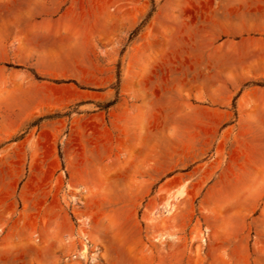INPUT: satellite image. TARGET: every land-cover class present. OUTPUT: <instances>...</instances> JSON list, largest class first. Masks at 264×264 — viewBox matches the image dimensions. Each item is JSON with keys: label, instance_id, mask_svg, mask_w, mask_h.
<instances>
[{"label": "rangeland", "instance_id": "obj_1", "mask_svg": "<svg viewBox=\"0 0 264 264\" xmlns=\"http://www.w3.org/2000/svg\"><path fill=\"white\" fill-rule=\"evenodd\" d=\"M228 3L138 0L137 22L119 48L108 43L116 33L101 25L105 10L67 39L0 37V264H264L262 197L232 233L215 234L204 221L205 186L179 175L189 168L170 167L175 129L164 157L154 139L145 152L115 139L112 128L198 124L219 104L235 118L241 87L194 95L224 74L216 67L230 62L226 42L264 41L209 26ZM254 75L264 85V71ZM121 77L128 79L122 92Z\"/></svg>", "mask_w": 264, "mask_h": 264}, {"label": "crops", "instance_id": "obj_2", "mask_svg": "<svg viewBox=\"0 0 264 264\" xmlns=\"http://www.w3.org/2000/svg\"><path fill=\"white\" fill-rule=\"evenodd\" d=\"M137 2L0 0V37L25 33L29 34V44L38 35L49 41L57 36L66 38L69 33L83 32L89 25V16L105 10L101 25L106 33H116L115 39H109L108 43L119 48L124 36L137 22ZM193 18L194 22L197 20L195 23H200V16ZM209 26L215 27L216 32L231 35H262L264 0H231L223 14L210 15ZM226 44L230 50L225 54L230 57V62L216 67L224 74L219 75L221 78L214 74L199 84L194 95H233L241 87L234 108L235 118L227 104H219L220 108H212L207 117L193 120L198 124H112L115 139L128 138L129 142L142 146L145 152H150L147 147L154 139L161 146L162 156L169 154L170 126L175 129L177 152L170 167L189 168L186 172H179V175H193L194 185L198 182V185L205 186L201 197V205L206 212L204 221L215 234L218 228L224 232L221 235L232 233L235 229L232 224H241L243 213L247 214L250 208H255L260 197L261 208H264V85L253 83L257 79L255 72L264 71V54L257 51L264 49V41L241 38ZM0 46L6 47L2 43ZM245 49L249 50L245 52L249 59L246 74L241 70V55ZM128 61L135 63L136 58L128 57ZM127 83V78H120V92ZM153 125L158 131L154 134L151 130ZM233 208L241 210L240 214L235 217L225 214Z\"/></svg>", "mask_w": 264, "mask_h": 264}]
</instances>
